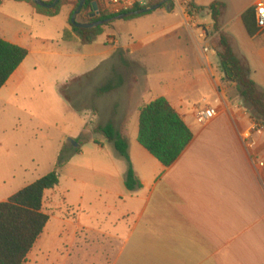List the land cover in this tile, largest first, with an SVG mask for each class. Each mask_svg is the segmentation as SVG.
Here are the masks:
<instances>
[{
	"label": "crops",
	"instance_id": "obj_1",
	"mask_svg": "<svg viewBox=\"0 0 264 264\" xmlns=\"http://www.w3.org/2000/svg\"><path fill=\"white\" fill-rule=\"evenodd\" d=\"M192 1L201 9L195 24L208 35L206 53L183 9L177 23L144 37L136 51L127 47L139 57L151 54L167 61L153 66L142 59L148 96L135 105L137 114L140 106L163 96L190 129L191 141L170 166H163L136 140L138 115L129 132L130 109L120 100L114 102L108 108L111 117L102 125L110 122L127 137L140 187L126 189V162L102 134L104 140L78 143L63 167L66 187L45 191L49 201L47 206L43 201V210L49 219L23 264H264V126L254 129L256 123L234 96L233 85L221 81L218 58L209 44L216 35L209 11L214 0ZM217 1L224 4L220 31L264 90V28L255 19V6L264 0ZM62 7L68 12L62 34L70 31L63 41L89 44L71 33V7ZM249 8L254 11L248 18L253 35L242 19ZM34 15L44 16L25 1L0 3V38L28 51L0 93H13L35 69L48 79L59 69L62 86L86 74L102 76L106 82L118 80L119 74L107 63L118 42L106 37L100 58L89 61L79 50L33 36L23 17ZM205 15L208 26L199 23ZM86 64L93 65L77 71ZM187 94H201L205 104L187 105ZM205 106L216 108L218 114L200 124L194 112ZM92 116L100 118L96 112ZM247 134L254 140L251 148L245 142Z\"/></svg>",
	"mask_w": 264,
	"mask_h": 264
},
{
	"label": "rangeland",
	"instance_id": "obj_2",
	"mask_svg": "<svg viewBox=\"0 0 264 264\" xmlns=\"http://www.w3.org/2000/svg\"><path fill=\"white\" fill-rule=\"evenodd\" d=\"M189 3L193 1L171 0L165 4L167 9L164 6L134 19L112 21L109 25H103L104 33L94 37L87 45L80 42L67 44L63 41L62 29L67 27V7H62L59 14L54 17L40 15H34L33 19L23 17L30 23L33 36L44 38L54 46L56 42L59 43L57 46H68L72 52L79 50L80 54L88 55L89 61L92 58H100L98 53L104 48L106 37L110 38L108 42L113 43L114 39L119 46L107 63L119 74L123 82L109 93L96 96L95 90L105 84L106 78L89 75L82 79L80 84H69L61 92L59 69L52 70L49 79L35 69L30 71L25 81L13 93H0V202L6 201L22 187L52 171L62 144H70L69 147L73 149L83 140L89 142L91 138L104 140L101 134L93 132L92 129L111 117L108 108L114 102L120 100L125 108L130 109L128 124L131 132L138 115L134 107L141 105L148 96L146 94L148 88L143 81V60L153 66L165 65L167 61L151 54L139 57L137 52L131 54L127 47L136 51L142 46L140 40L144 37L162 33L167 25L177 23L180 11L190 9ZM101 7L106 10L104 6ZM161 12L171 15L165 16ZM200 13L201 10L197 11L198 15ZM80 19L81 16L77 14L75 20L79 22ZM208 20L206 15L200 16L199 23L208 26ZM209 44L211 46V40ZM91 65L93 64H86L77 71L81 72ZM64 95L70 101L66 100ZM203 97L201 94L200 96L187 94L186 104L204 105ZM241 105L245 109L243 104ZM90 109L93 114L96 112L98 116L100 115V118H94ZM112 119L116 122L115 118ZM63 167L58 169L59 183L56 187L60 189L66 187L68 182L64 177ZM43 201L47 206L49 197L46 199L43 197ZM78 216L84 217L80 214Z\"/></svg>",
	"mask_w": 264,
	"mask_h": 264
},
{
	"label": "trees",
	"instance_id": "obj_3",
	"mask_svg": "<svg viewBox=\"0 0 264 264\" xmlns=\"http://www.w3.org/2000/svg\"><path fill=\"white\" fill-rule=\"evenodd\" d=\"M17 1L29 3L37 13L44 16H54L59 13L62 6L69 5L72 7V4H74L70 17L79 3V0H76V2L59 0L53 8L48 9L34 4L31 0ZM52 1L45 2L51 3ZM168 1L171 0H155L146 6H135L127 11L111 13L102 9L101 6L103 4L99 0H85L78 13L81 16L79 22L90 23L109 19L121 13L135 12L150 6H157L156 9H161ZM1 2L2 0H0ZM94 3L98 6V14L92 20L88 16L93 12ZM188 6L197 11L201 10L193 3H189ZM170 7L172 8V4H170ZM165 8L167 9L166 6ZM223 9L224 4L217 0H214L209 5L211 18L214 22L213 31L216 32V35L211 39V48L215 51L218 58V69L223 75L221 81L225 84L233 85L234 96L243 104L254 122L259 126H264V90L251 79L250 68L246 60L235 53L231 39L220 31V18ZM145 14L147 13L133 14L124 18V20L134 19ZM253 14L252 8L247 9L242 14L243 22L250 35H253V32L250 30L248 18ZM69 23L71 33L75 34L83 43H89L94 37L102 34L104 32L102 26L109 25L110 22L93 28L75 27L70 20ZM69 32L65 30L62 34V39H69ZM27 54L28 51L25 48L0 38V89ZM89 75L86 74L75 78L69 84H80V81L89 77ZM69 84L62 86L61 92ZM121 84L122 78L120 77L115 81L109 80L95 90V95L99 96L110 92ZM64 96L66 100L70 101L66 95ZM92 130L95 133L102 134L112 144L115 152L126 162L127 170L124 179L126 189L129 191L138 189L141 184L129 160L127 137L110 122L104 125H97ZM191 139L192 133L190 129L165 97H157L139 107L136 140L163 166H170L183 152ZM69 146L70 144L63 145L52 171L22 187L10 195L6 201L0 202V264H23L28 252L42 233L49 219V215L43 210V197L45 191L51 190L58 185V169L67 163L72 150L74 151Z\"/></svg>",
	"mask_w": 264,
	"mask_h": 264
},
{
	"label": "built area",
	"instance_id": "obj_4",
	"mask_svg": "<svg viewBox=\"0 0 264 264\" xmlns=\"http://www.w3.org/2000/svg\"><path fill=\"white\" fill-rule=\"evenodd\" d=\"M155 0H99L103 4L104 8L111 13H119L127 11L135 6H146L150 2ZM187 21L198 31V37L200 39V45L203 53L209 50L207 39L208 35L199 25L195 24V19L198 17L197 11L193 8L184 11ZM256 24L259 28H264V2L259 1L255 6ZM218 110L216 108L205 106L198 108L194 112L195 120L200 124H205L216 117ZM260 126L255 124L254 129H258ZM246 144L249 148L254 145V140L250 134L245 136Z\"/></svg>",
	"mask_w": 264,
	"mask_h": 264
},
{
	"label": "water",
	"instance_id": "obj_5",
	"mask_svg": "<svg viewBox=\"0 0 264 264\" xmlns=\"http://www.w3.org/2000/svg\"><path fill=\"white\" fill-rule=\"evenodd\" d=\"M31 1L38 6L51 9L58 3L59 0H53L51 3H46L43 0H31ZM84 3H85V0H79L77 8L75 9V11L72 13V15L70 17L71 24L74 25L75 27H78V28H93V27H96L98 25H103L105 23H109V22H112L115 20H121V19L127 18L133 14L148 13V12H151L157 8V6H150V7L142 8V9L135 11V12L121 13V14L113 17V18L99 20V21H96L94 23H80V22H77L75 20V17L79 13L80 8L84 5ZM97 14H98V6L96 3H94L92 16H95Z\"/></svg>",
	"mask_w": 264,
	"mask_h": 264
},
{
	"label": "flooded vegetation",
	"instance_id": "obj_6",
	"mask_svg": "<svg viewBox=\"0 0 264 264\" xmlns=\"http://www.w3.org/2000/svg\"><path fill=\"white\" fill-rule=\"evenodd\" d=\"M88 18L94 20L95 16H92V13H91V14L88 16ZM94 22H96V21H94ZM94 22H90V23H94Z\"/></svg>",
	"mask_w": 264,
	"mask_h": 264
}]
</instances>
